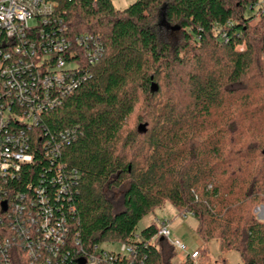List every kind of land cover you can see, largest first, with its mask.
<instances>
[{
  "label": "trees",
  "instance_id": "16d2710c",
  "mask_svg": "<svg viewBox=\"0 0 264 264\" xmlns=\"http://www.w3.org/2000/svg\"><path fill=\"white\" fill-rule=\"evenodd\" d=\"M58 1L69 32L98 37L103 54L30 133L34 163L0 178V264H48L29 255L11 224L13 205L35 200L39 186L69 222L80 254L119 243L133 248L135 264H205L216 241L220 260L236 251L242 264H264V220L255 213L264 205L259 0H135L125 10L111 0ZM165 6L181 34L176 44L153 25ZM53 144L60 155L52 162L45 152ZM58 164L74 175L59 200ZM167 204L195 219L196 261L175 263L174 248L155 239L157 224L137 233ZM62 252L69 257L59 255V264H76L71 245Z\"/></svg>",
  "mask_w": 264,
  "mask_h": 264
},
{
  "label": "built area",
  "instance_id": "2783aa9c",
  "mask_svg": "<svg viewBox=\"0 0 264 264\" xmlns=\"http://www.w3.org/2000/svg\"><path fill=\"white\" fill-rule=\"evenodd\" d=\"M260 7L264 15V3ZM102 54L98 37L69 32L58 0H0L1 179L17 176L25 165L34 163L30 133L37 130L44 113L60 107L79 87L88 67ZM14 123L21 128L13 130ZM59 155L60 147L54 144L45 152V158L52 162ZM63 169L60 164L55 169L58 200L69 193L74 177L72 172L65 176ZM35 196V200L13 205L15 218L11 222L31 257L43 255L48 264H59V255L67 261L69 255L62 250L71 245L78 254L76 264H135L134 250L126 244H120L117 252L98 247L89 254H80L82 250L78 240L71 237L69 222L55 214L48 194L39 186ZM159 227L155 239L166 240L174 248L175 263L188 256L195 261L199 258V246L191 249L183 243L172 231L171 223ZM5 246H9L8 241Z\"/></svg>",
  "mask_w": 264,
  "mask_h": 264
},
{
  "label": "rangeland",
  "instance_id": "374dc122",
  "mask_svg": "<svg viewBox=\"0 0 264 264\" xmlns=\"http://www.w3.org/2000/svg\"><path fill=\"white\" fill-rule=\"evenodd\" d=\"M114 7L117 10H125L127 9L135 0H111ZM259 6H262L264 0H259ZM160 13V12H159ZM153 25L156 26V30L160 33L162 39L169 44H176L180 37V31L177 30L173 25L168 24L166 21L162 22L159 14H157L156 20L153 22ZM132 127L136 126L135 121L132 120ZM120 193H116V200L120 199ZM262 209V210H261ZM264 205L260 206L255 210L257 217L260 220L264 219ZM263 218V219H262ZM171 223V229L174 233H176L177 237L182 239V235L186 234L188 236L193 237L196 229V221L192 216H186L183 218L178 217L177 210L171 205L167 204L164 208L157 210L155 215H149L145 217L138 225L137 233H140L144 229H146L151 224H157L160 226L163 223ZM183 243L188 245V242L182 241ZM200 245V244H199ZM103 249L107 251L117 252L119 251L120 244H104L101 246ZM209 250V259L205 262V264H242L240 255L236 251H229L226 254H223V259L220 260L222 254L220 253L219 244L216 241H211L208 244ZM180 257L184 258L185 254H179ZM183 260V259H182ZM176 261V260H175ZM177 262V261H176ZM199 264V262H198Z\"/></svg>",
  "mask_w": 264,
  "mask_h": 264
},
{
  "label": "crops",
  "instance_id": "0c3cea01",
  "mask_svg": "<svg viewBox=\"0 0 264 264\" xmlns=\"http://www.w3.org/2000/svg\"><path fill=\"white\" fill-rule=\"evenodd\" d=\"M135 2V1H134ZM133 4V3H132ZM182 240L188 242V246L191 248V249H195L199 246L200 242L199 240L197 239L195 233H194V236L191 237V236H188L186 234H183L182 235Z\"/></svg>",
  "mask_w": 264,
  "mask_h": 264
},
{
  "label": "water",
  "instance_id": "95a60500",
  "mask_svg": "<svg viewBox=\"0 0 264 264\" xmlns=\"http://www.w3.org/2000/svg\"><path fill=\"white\" fill-rule=\"evenodd\" d=\"M159 17L161 18V21L162 22H165L166 21V6L163 7L160 10ZM139 130L142 131V132H146V125L139 126ZM263 154H264V151H263ZM162 241H163V239H162Z\"/></svg>",
  "mask_w": 264,
  "mask_h": 264
}]
</instances>
